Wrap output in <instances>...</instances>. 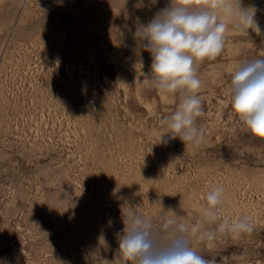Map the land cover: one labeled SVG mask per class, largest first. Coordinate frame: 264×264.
<instances>
[{
    "label": "rangeland",
    "instance_id": "374dc122",
    "mask_svg": "<svg viewBox=\"0 0 264 264\" xmlns=\"http://www.w3.org/2000/svg\"><path fill=\"white\" fill-rule=\"evenodd\" d=\"M169 0H0V264H126L122 211L150 217L161 244L171 208L184 238L216 264H264V138L230 104L239 65L264 58L261 34L229 25L223 52L195 61L199 145L159 143L160 118L186 93L159 91L133 33ZM225 188L220 216H248L251 233L215 229L201 210ZM125 205L122 209V206ZM111 221V223H109Z\"/></svg>",
    "mask_w": 264,
    "mask_h": 264
},
{
    "label": "clouds",
    "instance_id": "9594fccd",
    "mask_svg": "<svg viewBox=\"0 0 264 264\" xmlns=\"http://www.w3.org/2000/svg\"><path fill=\"white\" fill-rule=\"evenodd\" d=\"M153 4L156 0H151ZM255 6H242V0H169L168 6L156 13L146 24H137L133 33L143 50L151 55V82L161 92L186 93L176 110L160 118L166 131L159 143L179 138L184 144L199 145L203 133L198 118L203 114L202 101L198 95L201 81L194 67L195 61L216 59L225 45V33L229 25L241 32L251 29L257 35L261 28L256 20ZM230 104L249 132L264 138V58H254L239 65L234 71L229 88ZM225 188L216 186L206 193L207 205L201 215L215 229L201 230L198 222L191 233L200 241L213 240L219 233L236 236L253 231L248 216L221 218L220 207L224 202ZM129 207L127 217L122 211L124 228L119 235V255L126 264H216L189 247L184 233L185 224L175 210L160 208L171 213L162 228L172 236L161 244L153 232L150 217L137 214ZM122 206L123 207L125 206ZM111 223V221L109 222ZM110 264L109 261L104 260Z\"/></svg>",
    "mask_w": 264,
    "mask_h": 264
}]
</instances>
